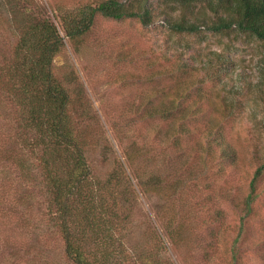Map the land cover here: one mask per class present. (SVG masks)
Listing matches in <instances>:
<instances>
[{
    "label": "trees",
    "instance_id": "obj_1",
    "mask_svg": "<svg viewBox=\"0 0 264 264\" xmlns=\"http://www.w3.org/2000/svg\"><path fill=\"white\" fill-rule=\"evenodd\" d=\"M47 3L0 0L10 41L0 55V211L27 233L51 227L62 243L58 262L28 243L26 263L175 264L174 251L186 264H243L247 249L264 262V0ZM98 19L160 22L179 37L241 34L262 50L254 76L217 53L199 65L185 52L155 57L137 80L173 87L110 126L119 155L80 86L75 96L54 73L65 40L79 42ZM249 100L263 110L243 140L245 159L232 131ZM94 156L109 166L104 176ZM142 198L154 202L140 215Z\"/></svg>",
    "mask_w": 264,
    "mask_h": 264
},
{
    "label": "rangeland",
    "instance_id": "obj_2",
    "mask_svg": "<svg viewBox=\"0 0 264 264\" xmlns=\"http://www.w3.org/2000/svg\"><path fill=\"white\" fill-rule=\"evenodd\" d=\"M39 1L48 5L47 2L52 4L55 0ZM1 26L3 27L2 24ZM1 32L0 30V55L8 57L10 41ZM188 44L192 49L185 50ZM261 50L260 42L241 34L223 37L202 33L198 37H179L161 28L160 22L144 29L136 22L98 19L91 32L79 42L65 40L53 66L56 76L74 90L73 95H77L75 88L80 86L86 101L108 131L114 149L121 155L120 146L114 139L110 126L122 122L123 114L130 109L150 106L147 98L155 90L173 87L172 81L167 79L137 80V75L149 76L155 57L185 52V58L195 59L199 65L206 56L217 53L233 62L235 69L254 76ZM252 101L246 103L244 114L237 119L232 131L245 159L249 158V147L243 140L247 138L249 128L253 129L256 123L254 119L261 118L263 110L262 106ZM93 164L99 176H104L109 170V166L96 156ZM37 201L35 199L33 203L32 216L39 228L43 208L42 211L37 208ZM153 202L142 198L139 214L143 215V209L150 210ZM18 208L21 210V207ZM7 214L6 210L0 211V264H27L23 249L28 243H39L47 251L51 261H59L57 255L61 252L62 243L55 230L40 227V233L38 229L27 233L21 228V221L17 218L10 224ZM140 219L143 220V217ZM142 229H145L144 225ZM255 235L256 233L253 234ZM12 243L17 253L11 252ZM170 253L175 264H186L182 255L174 251ZM241 256L243 264H264L252 250L242 251Z\"/></svg>",
    "mask_w": 264,
    "mask_h": 264
}]
</instances>
